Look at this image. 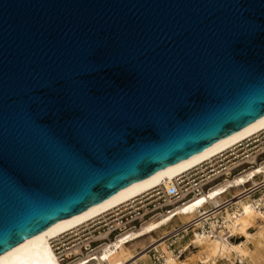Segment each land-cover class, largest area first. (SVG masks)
<instances>
[{"label":"water","instance_id":"water-1","mask_svg":"<svg viewBox=\"0 0 264 264\" xmlns=\"http://www.w3.org/2000/svg\"><path fill=\"white\" fill-rule=\"evenodd\" d=\"M264 118V0H0V256Z\"/></svg>","mask_w":264,"mask_h":264},{"label":"built area","instance_id":"built-area-1","mask_svg":"<svg viewBox=\"0 0 264 264\" xmlns=\"http://www.w3.org/2000/svg\"><path fill=\"white\" fill-rule=\"evenodd\" d=\"M242 179L244 184H240ZM198 201L201 204L195 209L194 219L182 222L181 218L187 215H182L181 209ZM242 203L264 213V130L178 176L169 190L156 188L65 233L52 246L62 263L89 264L101 259L106 248L116 252L115 243L124 235L138 231L151 221L172 219L178 227L166 241L174 254L180 255L183 246L190 245L196 233L205 239L222 236V232L227 237L229 227L241 216ZM151 236L160 238L162 234L156 232ZM229 239L235 243L241 241ZM149 256V264L165 263L156 249L150 250Z\"/></svg>","mask_w":264,"mask_h":264},{"label":"bare ground","instance_id":"bare-ground-1","mask_svg":"<svg viewBox=\"0 0 264 264\" xmlns=\"http://www.w3.org/2000/svg\"><path fill=\"white\" fill-rule=\"evenodd\" d=\"M263 130L264 118L200 154L146 179L14 248L0 256V264H65L59 260L52 246L53 242L58 241L62 235L86 225L156 188L163 187L169 190L173 180L178 176L202 165ZM243 182L244 179L240 184H244ZM221 190H218L217 193L219 194ZM215 203H219L218 200H215ZM200 204L201 202L198 201L193 205L183 207L181 214L187 216L182 217L181 221L187 222L194 219L195 209ZM241 208V216L233 226L229 227L227 237L222 232V236L205 239L196 233L191 244L183 246L180 255L174 254L166 241L169 234L178 227V223L171 221L172 219H162L159 222L151 221L138 231L126 234L127 236L124 235L115 243V247L118 249L116 252L106 248L101 253V259L97 258L89 264H149V251L152 249H156L160 258L164 259V264H218L219 261H227L230 264H237V262L245 264V261L252 264H264V213L246 203H242ZM156 232H160L162 237L151 236ZM229 238L241 239V241L235 243L231 242ZM131 241L137 242L131 246L124 245ZM192 250H197V252L193 253Z\"/></svg>","mask_w":264,"mask_h":264},{"label":"rangeland","instance_id":"rangeland-1","mask_svg":"<svg viewBox=\"0 0 264 264\" xmlns=\"http://www.w3.org/2000/svg\"><path fill=\"white\" fill-rule=\"evenodd\" d=\"M238 242H239V241H238ZM192 252H193V253H196L197 250H192ZM218 264H230V263L227 262V261H219ZM237 264H238V262H237ZM245 264H252V263H250L249 261H245Z\"/></svg>","mask_w":264,"mask_h":264}]
</instances>
